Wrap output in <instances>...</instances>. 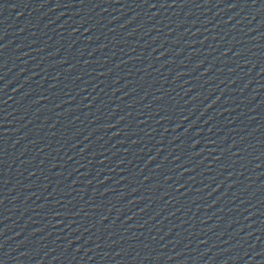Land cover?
I'll use <instances>...</instances> for the list:
<instances>
[{
	"label": "water",
	"instance_id": "water-1",
	"mask_svg": "<svg viewBox=\"0 0 264 264\" xmlns=\"http://www.w3.org/2000/svg\"><path fill=\"white\" fill-rule=\"evenodd\" d=\"M198 0H0V75Z\"/></svg>",
	"mask_w": 264,
	"mask_h": 264
}]
</instances>
